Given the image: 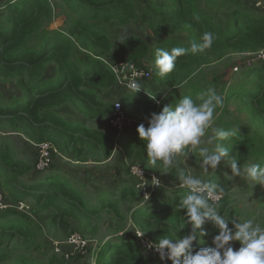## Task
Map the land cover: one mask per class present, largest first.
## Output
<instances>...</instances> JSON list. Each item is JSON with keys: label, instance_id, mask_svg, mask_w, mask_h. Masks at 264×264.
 I'll use <instances>...</instances> for the list:
<instances>
[{"label": "rangeland", "instance_id": "1", "mask_svg": "<svg viewBox=\"0 0 264 264\" xmlns=\"http://www.w3.org/2000/svg\"><path fill=\"white\" fill-rule=\"evenodd\" d=\"M6 1L8 0H0V6ZM258 2L263 3V6L256 8ZM191 3L192 10L198 17H207L215 23L214 28L220 38L224 34L227 18L237 4L246 5L264 15V0H239L238 3H235V0H191ZM52 6L53 17L48 29L66 33L75 15L66 5L56 2L52 3ZM95 22L105 27L115 40L136 36L151 46L156 41L139 19L128 20L126 24L117 23L105 12L97 14ZM201 55L199 64L182 73L183 76L176 82L177 92L183 93L192 86L215 89L222 103L214 111L212 127L246 131L247 136L255 142L253 150L228 148L229 155L221 160L218 168H209L205 173L201 168L202 158L199 156V150L203 147L214 149L219 144L217 140L211 145L207 143V138L211 135L210 127L202 137L201 145L186 156L177 155L169 169H164L161 162L152 165L147 154L141 157L138 149L119 143L126 129L138 128L140 124L147 127L150 116L130 118L120 109L121 120L114 126L116 105L121 103L123 96L133 90L130 88L134 86L136 89L148 90V97H155L151 100L156 102L155 112L159 113L163 109L159 97H164L165 94H161L160 87L155 86L152 75L148 80L130 79L121 67L131 65L130 62L112 58L111 55L98 58L108 69L113 70L117 80L114 86H107L99 91L97 101L104 106L86 109L81 105L80 108L66 105L57 112L64 118H82L85 121L82 123L83 127L106 140L105 145L95 147L92 142L77 138L68 144L70 137L59 133L29 130L16 122L0 125V143L5 141L9 149L8 153L0 154V211L14 210L19 216H6L0 221L6 223L10 219H16L23 221L27 227L26 237L0 233V264H17L26 260L50 264L49 259L52 256H55L53 258L57 262L51 264H104L107 260L101 262L103 258L98 255V247L106 242L132 243L141 258L154 257V254L136 240L138 232L153 244L159 241H153L150 234L159 230L168 231L167 236L172 238L175 235L177 238H183L192 232L191 224L186 222L187 218L176 213H167L151 219L148 233L142 232L132 219L138 208H147L153 200L166 199L174 189L182 188L179 186V176L176 177L174 171H184L186 174L199 176L204 181L218 175L219 179L228 183L230 198L221 210V195L216 207L218 214L229 220V227L234 230V222L252 219L254 225L264 228V194L261 193L264 191V184L248 182L240 177L229 178L231 159H235L238 167L243 168L249 164H259L258 154H264V119L259 116L257 107L228 98L230 88L243 79L242 72L249 67L246 63L250 59L247 54L227 53L218 48L214 51H203ZM73 57L82 66L87 59L92 58L91 54L79 46L74 49ZM252 65L260 64L252 62ZM135 66L151 72L147 62ZM21 97L22 91L15 81L0 78V104ZM108 106L114 107L113 114L109 112ZM12 161L15 163L13 166ZM134 168L142 171L143 176L134 174ZM49 175L64 181L75 193L80 194L82 203L88 209L101 207L100 213L89 217L79 208L59 200L51 192L40 197L32 187L35 186L36 180ZM153 176L161 181L159 187L150 184ZM145 180L149 182L144 188L137 187L144 185ZM124 186H133V197L120 199ZM145 193H148L149 199L145 197ZM151 198L153 200L149 202ZM101 199H116L115 211L102 208L99 204ZM20 215H23L24 219ZM218 231L198 229V239L194 241L193 247L200 240H206L214 246L212 240ZM73 238L78 239V243L73 242ZM232 246L235 250L240 244L232 242Z\"/></svg>", "mask_w": 264, "mask_h": 264}, {"label": "trees", "instance_id": "2", "mask_svg": "<svg viewBox=\"0 0 264 264\" xmlns=\"http://www.w3.org/2000/svg\"><path fill=\"white\" fill-rule=\"evenodd\" d=\"M69 7L75 18L72 19L66 33L50 31L48 25L52 22V3ZM239 0H235L238 3ZM144 4V5H141ZM232 10L224 26L222 38L214 28V22L207 17L200 18L192 10L191 0H8L0 6V78L15 81L22 91L21 98H12L0 104V125L16 122L29 130L48 131L50 134H62L74 138L88 140L95 147L103 146L106 140L87 131L85 121L78 117H60L58 109L71 105L73 107L90 109L104 106L97 101L99 91L116 84V76L108 67L98 60L111 55L134 65L147 62L151 67V75L155 86L160 87L159 97L162 107L174 106L184 96H190L199 103L198 97L208 88L192 86L189 90L178 93L176 82L182 73L195 68L201 60L198 54L186 53L178 57L172 72L165 77L157 74L155 59L159 49L171 51L174 47L190 48L192 42L201 43L205 32L213 34V44L204 51L222 49L227 53L253 54L264 49V15L239 5ZM109 13L110 18L117 23L126 24L128 20L139 19L155 38L151 46L145 40L129 36L115 40L109 31L96 23L97 14ZM76 46L91 54L84 66L74 60ZM54 74V75H48ZM243 79L230 88L228 98L232 101L251 103L257 107L259 116L264 119V64L249 66L242 72ZM121 109L127 117L135 118L150 116L157 110L155 101L148 97V90L138 88L127 92L121 99ZM113 114L114 107L108 106ZM230 130V129H228ZM236 135L226 140H217L226 148L252 151L254 141L244 130H234ZM119 143L134 147L145 157V143L140 139L137 127L124 131ZM5 141L0 143V154L8 153ZM257 163L264 167V154H258ZM15 163L12 161V166ZM179 171H174L179 176ZM173 173V175H174ZM32 189L41 197L53 193L59 200L79 208L85 215L95 217L101 211L88 209L81 201L80 194L64 181L54 179L51 175L36 180ZM206 182H215L224 188L221 210L228 202V183L214 175ZM133 186H124L120 199L133 197ZM186 189H174L166 199H150L152 204L147 208H138L132 215L135 224L142 232L148 233L149 221L160 215L176 213L186 217V210L179 207L180 200ZM264 194V191L261 192ZM114 200H103L102 208L115 211ZM220 209V207H219ZM16 215L14 210L0 211L3 217ZM19 217V216H18ZM23 218V215H20ZM187 218V217H186ZM24 219V218H23ZM23 221L10 219L6 223L0 221V233L26 237V225ZM202 231L218 229L213 222L206 220ZM169 235L166 230L150 234L153 241L158 242L163 236ZM213 247L206 240L198 241L193 250ZM98 255L107 260L104 264H171L162 262L159 255L141 258L134 250L132 243L106 242L98 247ZM55 256L49 262H57ZM17 264H40L37 261L26 260ZM98 264H101L100 262Z\"/></svg>", "mask_w": 264, "mask_h": 264}, {"label": "clouds", "instance_id": "3", "mask_svg": "<svg viewBox=\"0 0 264 264\" xmlns=\"http://www.w3.org/2000/svg\"><path fill=\"white\" fill-rule=\"evenodd\" d=\"M201 39V43L192 42L190 48L174 47L171 51L159 49L154 61L157 74L165 77L174 69L178 57L189 52L198 54L210 48L214 37L211 32H205ZM198 100L199 103L190 96H184L174 106H165L159 113H151L147 127L144 124L138 126V135L146 142L145 152L152 165L161 162L164 169H169L177 155L186 156L201 145L202 137L210 127L211 135L207 138L209 145L213 141L226 140L236 135L234 130L212 127L214 111L222 103L215 89H207ZM228 155L229 149L219 144L214 149L200 148L201 168L205 173L209 168L215 170ZM229 164V178L240 177L248 182L264 184V167L259 164L241 168L235 159H231ZM179 179V186L187 190L179 207L186 210V222L191 224L192 232L183 238L165 236L156 244L149 241L147 248L158 253L162 262L167 260L171 264H264V228L254 225L252 219H247L234 222L233 230L229 227V220L217 211L216 204L224 192L220 184L206 182L184 171L179 172ZM145 181L144 185L137 187L144 188L149 182ZM150 184L159 187L161 181L153 176ZM206 220L212 221L219 230L212 240L214 246L194 251L193 244L198 239L197 230ZM232 242H239L240 247L234 250Z\"/></svg>", "mask_w": 264, "mask_h": 264}, {"label": "built area", "instance_id": "4", "mask_svg": "<svg viewBox=\"0 0 264 264\" xmlns=\"http://www.w3.org/2000/svg\"><path fill=\"white\" fill-rule=\"evenodd\" d=\"M262 4L263 3L258 2V3H256L255 7L256 8H260V7L263 6ZM247 55H248L250 61L247 62L246 65L251 66V63L252 62H255V63H258V64H264V49L263 50H260V51H258L256 53L247 54ZM121 67H123V69L126 71V75H128V77L130 79H133V80H136V79L137 80L146 79V80H148L151 77V72L150 71H147V70H144V69H142L140 67H137L134 64L126 65L125 67L124 66H121ZM119 68L120 67H117V69H119ZM111 71H113V70H111ZM115 76H116V74H115ZM136 88L137 87H134L133 86V88H130V89H136ZM120 109H121V105L120 104H117L116 105V113H115L116 119L114 121L115 123L113 122L114 123V126H116L120 122V120H121L120 117H119V115H120ZM133 172L137 176H140V177L143 176L142 175V171H140L139 169L134 168L133 169ZM145 195L147 196L146 198L149 199L148 193H145ZM1 206H2V202H1ZM139 234H140L139 232L136 234V240L139 242V244L142 247L147 248L146 245L149 242V240L143 234L141 236H138ZM72 240H73V242H77L78 243V239L76 240V239L73 238ZM56 251H58V250L56 249ZM148 251L151 252L154 255H158V253H155L154 251H152L150 249H148Z\"/></svg>", "mask_w": 264, "mask_h": 264}]
</instances>
